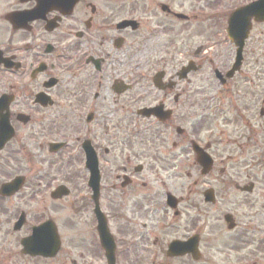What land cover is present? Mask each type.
Here are the masks:
<instances>
[{
	"label": "flooded vegetation",
	"instance_id": "flooded-vegetation-1",
	"mask_svg": "<svg viewBox=\"0 0 264 264\" xmlns=\"http://www.w3.org/2000/svg\"><path fill=\"white\" fill-rule=\"evenodd\" d=\"M255 1L79 0L68 12L56 0H0V191L24 180L0 192L1 223L26 215L11 232L19 256L0 263H59L62 235L54 257L22 243L54 219L41 216L47 194L66 185L50 200L84 190L70 202L88 215L84 264L110 261L96 204L113 264H264V15L230 22ZM162 30L172 32L162 66L124 69L139 39Z\"/></svg>",
	"mask_w": 264,
	"mask_h": 264
},
{
	"label": "rangeland",
	"instance_id": "rangeland-1",
	"mask_svg": "<svg viewBox=\"0 0 264 264\" xmlns=\"http://www.w3.org/2000/svg\"><path fill=\"white\" fill-rule=\"evenodd\" d=\"M156 23L153 19H151V22L148 24L149 27L153 26ZM169 32H165V30H162V34L158 38H151L149 41L146 40L144 43L141 42V39L138 41V51L133 50V52L136 55L132 57V59H127L126 64L123 65L124 69L134 70V73L136 71L146 70L148 69L150 72L155 71L158 67L162 66V63L159 61V55L161 53V50H165V46L169 45L171 41L169 40L170 36L172 35V32L170 30H167ZM174 35V34H173ZM167 40V42H166ZM141 42V43H140ZM133 46V45H132ZM157 55V57H156ZM154 56V58L152 57ZM159 58V59H158ZM74 194L71 196L72 198L77 197V195L80 194V192L84 191L82 188L73 187ZM49 189L46 191L48 192ZM39 192V190H37ZM40 193V192H39ZM49 193V192H48ZM41 196L37 197V200L40 198L44 202L46 201L44 199V192L40 193ZM47 197L49 200L46 201L48 205L47 210H43V213H41V216H51L53 217L59 227L60 234L64 238L65 242V253H62V255L59 258L58 264H84L86 262L82 255V235L83 232L87 230V224H89V221L87 220L88 215L87 213L80 208L79 205L81 203L79 202L77 206L74 207V209L70 208V202L71 197L67 200L62 201L61 203H53L50 200L49 194H47ZM37 200L33 201L31 199V203L27 204V207H31L32 210L37 204ZM3 217H0V259L3 258V262L6 260L7 256H19L17 251L14 250V235L11 233L13 232L12 225H9L8 222L6 225H3L1 222H3ZM187 219V216H186ZM87 220V224L85 223ZM90 226V224H89ZM4 232H9L8 238L4 237ZM2 233V234H1ZM6 234V233H5ZM77 235V236H76ZM63 250V251H64ZM12 251V252H10ZM67 254L71 255V259H68L66 257ZM16 259V258H15ZM71 260V261H70ZM1 261V260H0ZM73 261V263H72ZM24 263L23 260H21V264ZM3 264V263H0ZM26 264V263H25ZM27 264H35V262Z\"/></svg>",
	"mask_w": 264,
	"mask_h": 264
},
{
	"label": "water",
	"instance_id": "water-1",
	"mask_svg": "<svg viewBox=\"0 0 264 264\" xmlns=\"http://www.w3.org/2000/svg\"><path fill=\"white\" fill-rule=\"evenodd\" d=\"M67 1L68 0H56L58 5H60L62 2H64V4H67ZM257 11L258 10H255L253 12L256 14L263 13V12H257ZM249 12H252V11H249ZM242 14L243 12H239L235 14V18H237V20H240L239 18L242 17ZM245 19H248V16H246ZM10 189L13 190L14 186L10 185V186L5 187L4 191L8 192L10 191ZM95 190L97 189L95 188ZM63 193L65 192L64 191L58 192L59 195H62ZM54 196H57V193H55ZM105 240L108 242L106 238ZM59 244H60V240L57 234V228L55 227L53 223H51V226L43 225L40 227H36L34 229V235L32 236V238L30 237L27 239L26 251L32 254H42V255L48 256V255L54 254L56 250H58Z\"/></svg>",
	"mask_w": 264,
	"mask_h": 264
}]
</instances>
